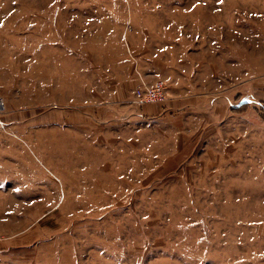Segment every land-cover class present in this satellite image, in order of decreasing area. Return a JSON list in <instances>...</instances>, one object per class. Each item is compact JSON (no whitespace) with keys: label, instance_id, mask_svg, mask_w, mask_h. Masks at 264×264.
I'll return each instance as SVG.
<instances>
[{"label":"rangeland","instance_id":"obj_1","mask_svg":"<svg viewBox=\"0 0 264 264\" xmlns=\"http://www.w3.org/2000/svg\"><path fill=\"white\" fill-rule=\"evenodd\" d=\"M0 98V264H264V0H0Z\"/></svg>","mask_w":264,"mask_h":264},{"label":"built area","instance_id":"obj_2","mask_svg":"<svg viewBox=\"0 0 264 264\" xmlns=\"http://www.w3.org/2000/svg\"><path fill=\"white\" fill-rule=\"evenodd\" d=\"M164 82L161 79H154L151 82L141 81L134 85L131 102L133 104H144L152 101H160L164 98ZM3 107L2 99L0 98V110Z\"/></svg>","mask_w":264,"mask_h":264}]
</instances>
